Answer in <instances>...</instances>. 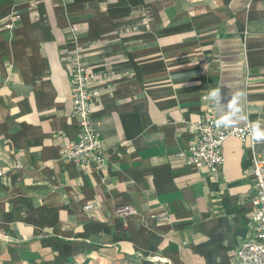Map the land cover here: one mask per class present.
<instances>
[{
    "label": "crops",
    "instance_id": "obj_1",
    "mask_svg": "<svg viewBox=\"0 0 264 264\" xmlns=\"http://www.w3.org/2000/svg\"><path fill=\"white\" fill-rule=\"evenodd\" d=\"M75 53L98 75L100 168L61 160ZM213 90L219 118L238 95L235 125L264 131V0H0V264H234L246 145L226 139L216 177L179 155Z\"/></svg>",
    "mask_w": 264,
    "mask_h": 264
},
{
    "label": "built area",
    "instance_id": "obj_2",
    "mask_svg": "<svg viewBox=\"0 0 264 264\" xmlns=\"http://www.w3.org/2000/svg\"><path fill=\"white\" fill-rule=\"evenodd\" d=\"M72 32L75 35L77 29H72ZM67 71L73 113L78 118L79 131L75 139L62 145L61 160L100 168L105 156L98 124L93 118L94 93L91 90V85L98 75L80 60L77 53L71 56ZM203 99L207 101V106L194 125V135L186 152H180L179 155L187 168L204 172L209 177H216L225 163L223 147L226 139L234 138L246 145L253 178L250 196L253 206L250 218L251 234L237 245L234 264H264V155L256 150L257 141L254 139L253 125H220V118L214 110V100L209 95L203 96ZM2 174L3 171L0 170V176ZM93 207L94 204L90 203L85 205L83 210L87 211ZM132 212L131 205H120L115 209V216L123 217ZM160 219L169 220L166 215Z\"/></svg>",
    "mask_w": 264,
    "mask_h": 264
},
{
    "label": "clouds",
    "instance_id": "obj_3",
    "mask_svg": "<svg viewBox=\"0 0 264 264\" xmlns=\"http://www.w3.org/2000/svg\"><path fill=\"white\" fill-rule=\"evenodd\" d=\"M210 98L213 100H218L219 92L218 90H213L210 93ZM240 96H234L231 102L228 104L229 114L222 115L221 118L218 120V123L224 127L234 126L239 120L244 119L242 115V107L240 104ZM238 117V119H236ZM253 133L254 139L256 141H264V131L260 130L259 122L253 124Z\"/></svg>",
    "mask_w": 264,
    "mask_h": 264
}]
</instances>
